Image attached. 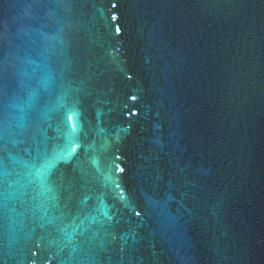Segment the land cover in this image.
Returning a JSON list of instances; mask_svg holds the SVG:
<instances>
[{
    "label": "water",
    "instance_id": "1",
    "mask_svg": "<svg viewBox=\"0 0 264 264\" xmlns=\"http://www.w3.org/2000/svg\"><path fill=\"white\" fill-rule=\"evenodd\" d=\"M0 264H264V0H0Z\"/></svg>",
    "mask_w": 264,
    "mask_h": 264
},
{
    "label": "snow or ice",
    "instance_id": "2",
    "mask_svg": "<svg viewBox=\"0 0 264 264\" xmlns=\"http://www.w3.org/2000/svg\"><path fill=\"white\" fill-rule=\"evenodd\" d=\"M112 6L115 7L116 5L113 4ZM114 34H116L119 37L121 35V30L120 29H114ZM126 79L131 80V79H133V77H132V75L129 74V75L126 76ZM133 99H136V97H133ZM69 159H71L70 155L63 162L67 163ZM59 162H61V161H56L55 163L50 164L49 165V170L51 168H54L56 166V164L59 163ZM137 215H139V213H137Z\"/></svg>",
    "mask_w": 264,
    "mask_h": 264
}]
</instances>
